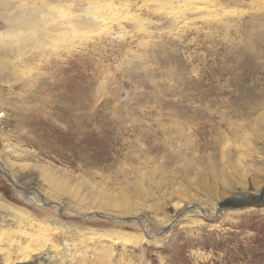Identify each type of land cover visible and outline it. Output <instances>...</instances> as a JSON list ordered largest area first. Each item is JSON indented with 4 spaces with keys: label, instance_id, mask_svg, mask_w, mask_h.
<instances>
[{
    "label": "rangeland",
    "instance_id": "374dc122",
    "mask_svg": "<svg viewBox=\"0 0 264 264\" xmlns=\"http://www.w3.org/2000/svg\"><path fill=\"white\" fill-rule=\"evenodd\" d=\"M1 1L0 264H264V0Z\"/></svg>",
    "mask_w": 264,
    "mask_h": 264
},
{
    "label": "bare ground",
    "instance_id": "6f19581e",
    "mask_svg": "<svg viewBox=\"0 0 264 264\" xmlns=\"http://www.w3.org/2000/svg\"><path fill=\"white\" fill-rule=\"evenodd\" d=\"M83 1L86 2V6L83 7V8H78V10L75 11L76 14H73L72 18H69V19L67 18L66 21L62 20L63 22H54V24L52 26H50V28L48 30L49 33H50V36H52V37L55 36V37H59V38L65 37L73 29H76V30L84 32V33H96V32L103 31V28L101 30V26H102V23L104 22V19L101 16H97L96 14H92V9L94 7L95 2L94 1L92 2L91 0H83ZM161 1L172 3V2H177L178 0H160V2ZM62 2H63V0L46 1L44 3V5H43L44 7H46V9L43 10V11H37V10L31 11L30 10L31 6L29 8L23 6L24 8H22L20 11L15 13V15L13 17L14 21H15V24L17 25V27H27L28 25H32V24H34L36 22L39 24V22H41L43 19H46L47 21L49 19H52V21H53L55 16H54L53 12L50 11V10L54 9L56 7H60L59 9H61L62 8V6H61ZM106 4H107V6L109 7V9L111 11L118 10V7L115 6L114 3H112L111 0H108V2ZM57 5H59V6H57ZM5 7H7L6 3H4L3 1L0 0V10H2V9L6 10ZM195 8L197 9V7H195ZM7 9H9V8H7ZM193 10H194V8H193ZM61 13H63L62 9H61ZM177 13H178V11H177ZM63 14H65V12ZM31 15H33L32 18H30ZM182 16H184V15H182ZM16 25H15V27H16ZM52 207L53 208H57L54 205ZM19 210L20 209L18 207L14 206V205H11V204L6 203L4 201H0V224H1L0 234L1 235H2V232L5 230V228L10 223H12V221L15 218V216H17V214H19V213H22ZM226 211H228V210H224L223 212H226ZM22 219L25 220L26 226H32V227L38 226V224H36V222H35V219L30 218V216L28 214H25V215L23 214V218ZM52 225L55 226L54 223H52ZM58 228L63 233H65V230H63L64 228H62V227H58ZM40 238H43V237H39L36 240H38ZM38 245H41L42 247L50 245L49 238L47 237V239L46 238L43 239V241L39 242ZM31 246H33V245H31Z\"/></svg>",
    "mask_w": 264,
    "mask_h": 264
},
{
    "label": "water",
    "instance_id": "95a60500",
    "mask_svg": "<svg viewBox=\"0 0 264 264\" xmlns=\"http://www.w3.org/2000/svg\"><path fill=\"white\" fill-rule=\"evenodd\" d=\"M252 207H264V185L255 195L239 193L231 197L225 198L217 204L218 212L224 210H238Z\"/></svg>",
    "mask_w": 264,
    "mask_h": 264
}]
</instances>
